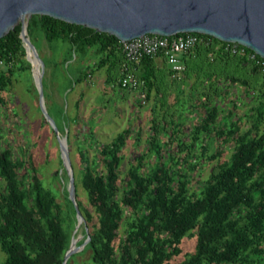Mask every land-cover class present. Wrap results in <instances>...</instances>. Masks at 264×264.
I'll list each match as a JSON object with an SVG mask.
<instances>
[{"label": "trees", "instance_id": "1", "mask_svg": "<svg viewBox=\"0 0 264 264\" xmlns=\"http://www.w3.org/2000/svg\"><path fill=\"white\" fill-rule=\"evenodd\" d=\"M32 29L43 32L48 41H62L69 53L94 47L101 56L100 64L111 60L110 66L119 69L123 60L120 42L112 35L46 16H32L27 33ZM19 30L16 26L0 39V58L14 62L7 72L0 71V106L5 103L4 92L11 77L26 66L21 59ZM203 37L208 44L196 45L182 54L184 71L180 81L166 71L170 82L177 83L194 70L198 83L209 91L205 97L196 95L192 100L196 123L181 128L187 132V143L174 137L171 120L161 129L152 121V130L162 131L165 139L147 138L146 153L155 158L150 162L153 168L144 169L139 158L122 179L119 149L126 141V132L109 143L96 145L94 161H99L101 169L89 163L84 151L79 150L84 169L81 185L96 218L92 222L83 211L89 235L85 247L92 250L94 264H246L244 253L259 256L264 252V68L248 59L250 50L238 45L242 54L230 53L223 49L226 43ZM190 52L203 56L205 67L193 65ZM255 58L261 60L257 55ZM153 59L143 56L133 67L134 76L143 81L145 99L157 81ZM83 74L78 79H83ZM233 87L245 100L235 96ZM237 100H241V114ZM12 128L2 123L0 132L5 129L10 133ZM211 135L220 140L219 148L231 143L230 157L216 164L200 184L199 192H191L192 184H199L189 172L198 168L195 146ZM88 138L94 142L91 133ZM1 139L0 250L5 254L1 264H61L68 234L62 228L59 206L42 191L32 172L33 165L30 163L29 168L23 155L13 153L9 143ZM198 150L200 155L205 153L201 147ZM221 153L216 151L213 156ZM125 211V238L115 249L116 232ZM188 236L195 239L194 252L176 263L182 239Z\"/></svg>", "mask_w": 264, "mask_h": 264}, {"label": "rangeland", "instance_id": "2", "mask_svg": "<svg viewBox=\"0 0 264 264\" xmlns=\"http://www.w3.org/2000/svg\"><path fill=\"white\" fill-rule=\"evenodd\" d=\"M26 36L44 65L40 80L42 101L45 111L53 118L50 117L58 131L59 138L64 140L66 146L69 167L74 179V199L82 222L78 223L72 204L67 202L68 178L61 162L58 143L39 111L37 91L34 85V78L37 75L36 68L39 69L38 62L31 58L32 66L28 63L22 45L21 59L26 66L24 70L14 73L11 77L5 88L6 92H4L5 103L0 106V125L5 123L14 128L10 133L1 129V141L8 142L13 153L21 157L23 155L29 168L30 163L33 165L32 172L37 175L42 191L49 193L59 206L62 228L68 234V247L70 242L74 241V247L78 248L70 255L66 264H94L91 261L92 250L85 247L87 242L81 247L87 238L89 240L83 211L91 216L92 222H95L96 218L93 215V209L87 204V198L81 185L84 169L79 158V150L84 151L89 163H96L98 169H101L99 161H94L97 153L96 145L109 143L124 131L127 137L119 149L120 179L123 178L130 164H136L139 158H142L144 169L153 168L150 162L153 163L155 158L146 153L149 147L147 138L149 135L155 138L159 136L161 142L165 139L162 131L159 133L158 130V132L152 130L151 127L154 125L152 121H155L158 129H161L171 120L176 131L174 137L187 143L189 139L184 137L187 132L181 128L191 127L196 123L197 115L192 109V100L196 98V95L201 98L205 97L209 91L204 84L198 83L200 79L195 75L196 71H190V75L182 82L171 83L162 64H158L157 81L154 82L149 97L145 99L143 90L132 92L121 89L117 85V66L106 68L107 65L100 64L101 56L94 47L83 51L71 50L69 53L67 45L62 41H48L43 32L38 29H32L30 33L26 30ZM190 56L195 61L193 65L205 67L207 60L203 56L199 58L193 52H190ZM13 63L3 60L0 71L7 72ZM101 69L104 71L102 72ZM81 73H84L85 77L78 79ZM217 84L221 83L217 82ZM233 92L241 99L242 94L240 95L236 87H233ZM242 98L244 99V96ZM241 100L236 101L241 110L240 114L243 110ZM245 126L243 123L241 129H246ZM89 133L93 136L94 144L89 141ZM219 142L220 140L211 135L202 139L199 146H195L198 168L195 167L189 172L199 184L194 182L190 189L191 192L193 190L199 192L200 184L208 178L216 164L230 157L231 143L219 148ZM174 145L175 143L171 145V150L174 149ZM197 147L203 148L205 153L198 154ZM216 151L222 152L221 155L213 156ZM147 157L150 160H147ZM162 162L165 161L162 160ZM126 218L128 219L125 211L123 221L116 232L115 249L118 242L125 238ZM194 245V237H184L181 242V251L175 257L174 262L179 263L182 259H187L192 255ZM261 246L264 247V242ZM244 254L246 264H264V252H261L259 256L250 255L249 252ZM4 259L5 254L0 250V264Z\"/></svg>", "mask_w": 264, "mask_h": 264}, {"label": "water", "instance_id": "3", "mask_svg": "<svg viewBox=\"0 0 264 264\" xmlns=\"http://www.w3.org/2000/svg\"><path fill=\"white\" fill-rule=\"evenodd\" d=\"M32 16H46L92 29L112 35L119 42L146 34L196 33L237 44L264 60V0H0V39L19 26V40L28 63L32 66L28 56L38 62L34 78L38 107L58 143L68 178L67 197L78 223L82 218L74 199V179L66 146L42 101L40 80L44 65L26 36V25ZM77 250L71 241L61 264H66Z\"/></svg>", "mask_w": 264, "mask_h": 264}, {"label": "built area", "instance_id": "4", "mask_svg": "<svg viewBox=\"0 0 264 264\" xmlns=\"http://www.w3.org/2000/svg\"><path fill=\"white\" fill-rule=\"evenodd\" d=\"M196 33H178L170 36L146 34L126 42H120V51L123 60L119 65L117 84L121 89L128 91H141L143 81L133 74V67L143 56L160 57L165 62L170 77L179 80L184 71V63L181 60L183 53L193 49L199 44H208V39ZM209 37V36H208ZM225 51L242 54V49L237 44L226 43ZM255 54H248V59L254 60L257 65L264 68V60H257ZM3 60L0 58V66Z\"/></svg>", "mask_w": 264, "mask_h": 264}, {"label": "crops", "instance_id": "5", "mask_svg": "<svg viewBox=\"0 0 264 264\" xmlns=\"http://www.w3.org/2000/svg\"><path fill=\"white\" fill-rule=\"evenodd\" d=\"M153 61H154V67L156 68V69H159V67H158V64L159 65H161L162 64V66H163V68H164V71L166 72L167 71V66H166V64L164 63V61H163V59L162 58H160V57H155L154 59H153ZM111 60H108V61H105L104 63H103V65L105 64V65H107L106 66V68L108 67H110V65H111ZM105 68V69H106ZM118 69V68H117ZM102 70V69H101ZM104 70H102V72H103Z\"/></svg>", "mask_w": 264, "mask_h": 264}, {"label": "bare ground", "instance_id": "6", "mask_svg": "<svg viewBox=\"0 0 264 264\" xmlns=\"http://www.w3.org/2000/svg\"><path fill=\"white\" fill-rule=\"evenodd\" d=\"M28 59L33 63L32 59H31V56H28ZM36 71H37V68H36Z\"/></svg>", "mask_w": 264, "mask_h": 264}]
</instances>
